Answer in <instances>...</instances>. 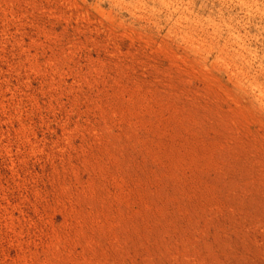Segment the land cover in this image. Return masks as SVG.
I'll return each mask as SVG.
<instances>
[{
    "label": "rangeland",
    "instance_id": "obj_1",
    "mask_svg": "<svg viewBox=\"0 0 264 264\" xmlns=\"http://www.w3.org/2000/svg\"><path fill=\"white\" fill-rule=\"evenodd\" d=\"M0 264H264V0H0Z\"/></svg>",
    "mask_w": 264,
    "mask_h": 264
},
{
    "label": "bare ground",
    "instance_id": "obj_2",
    "mask_svg": "<svg viewBox=\"0 0 264 264\" xmlns=\"http://www.w3.org/2000/svg\"><path fill=\"white\" fill-rule=\"evenodd\" d=\"M256 53V52H255Z\"/></svg>",
    "mask_w": 264,
    "mask_h": 264
}]
</instances>
